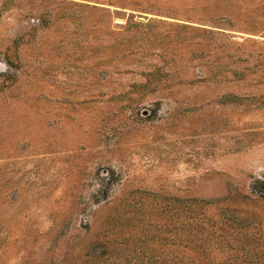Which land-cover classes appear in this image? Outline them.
Wrapping results in <instances>:
<instances>
[{
  "label": "rangeland",
  "instance_id": "obj_1",
  "mask_svg": "<svg viewBox=\"0 0 264 264\" xmlns=\"http://www.w3.org/2000/svg\"><path fill=\"white\" fill-rule=\"evenodd\" d=\"M264 0H0V264H264Z\"/></svg>",
  "mask_w": 264,
  "mask_h": 264
},
{
  "label": "trees",
  "instance_id": "obj_2",
  "mask_svg": "<svg viewBox=\"0 0 264 264\" xmlns=\"http://www.w3.org/2000/svg\"><path fill=\"white\" fill-rule=\"evenodd\" d=\"M253 189L255 191H263L264 189V182L257 181L255 185H253ZM145 264H191L190 261L184 259H162L154 262V260H148Z\"/></svg>",
  "mask_w": 264,
  "mask_h": 264
}]
</instances>
